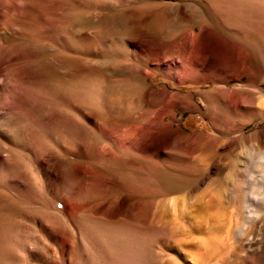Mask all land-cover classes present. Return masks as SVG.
Returning <instances> with one entry per match:
<instances>
[{"label": "rangeland", "instance_id": "1", "mask_svg": "<svg viewBox=\"0 0 264 264\" xmlns=\"http://www.w3.org/2000/svg\"><path fill=\"white\" fill-rule=\"evenodd\" d=\"M29 2L2 32L0 264H264V0Z\"/></svg>", "mask_w": 264, "mask_h": 264}, {"label": "bare ground", "instance_id": "2", "mask_svg": "<svg viewBox=\"0 0 264 264\" xmlns=\"http://www.w3.org/2000/svg\"><path fill=\"white\" fill-rule=\"evenodd\" d=\"M29 3H30L29 0H0V12H1V17H0L1 18V21H0V60H2V61L6 60L9 57L14 56L15 54H18L15 51L10 50L7 46L10 45V44L15 43V40L13 39L14 36H11V35L15 34V30H13V28L16 27V29H17V27L19 25H21V24H18V20H16L17 22H14L16 26L13 27L12 26L13 25V21L15 19H17V18H21V16L25 13V10L28 8ZM17 24H18V26H17ZM24 24H25V22H24ZM4 28H6L7 31L8 30L11 31L12 34L8 35L6 33H2L3 30H5ZM177 63L179 64V66L176 65ZM195 65H191L188 61H186V60L185 61L184 60L181 61L180 59L177 62H175V71L176 70H180L181 71V72L177 71V72H180L179 74H176V72H175V77L178 76L179 82H181V83L185 82L188 78H190L188 80H192V77L194 78L195 75L204 68V67H202V69H200V68L195 67ZM26 66H27V64H26ZM176 68H178V69H176ZM21 70H22V68H21ZM24 70H28V69L26 68ZM262 161L264 162V155H262ZM262 201H263V204H264V197L262 198Z\"/></svg>", "mask_w": 264, "mask_h": 264}]
</instances>
